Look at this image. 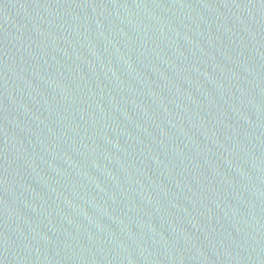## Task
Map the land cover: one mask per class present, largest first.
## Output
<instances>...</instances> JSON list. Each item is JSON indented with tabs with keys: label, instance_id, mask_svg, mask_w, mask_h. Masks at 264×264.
I'll return each instance as SVG.
<instances>
[{
	"label": "water",
	"instance_id": "obj_1",
	"mask_svg": "<svg viewBox=\"0 0 264 264\" xmlns=\"http://www.w3.org/2000/svg\"><path fill=\"white\" fill-rule=\"evenodd\" d=\"M0 264H264V0H0Z\"/></svg>",
	"mask_w": 264,
	"mask_h": 264
}]
</instances>
